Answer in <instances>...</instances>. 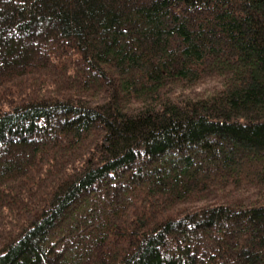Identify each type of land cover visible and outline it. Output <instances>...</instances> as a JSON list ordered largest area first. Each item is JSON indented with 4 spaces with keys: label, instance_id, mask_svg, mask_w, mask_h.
<instances>
[{
    "label": "trees",
    "instance_id": "trees-1",
    "mask_svg": "<svg viewBox=\"0 0 264 264\" xmlns=\"http://www.w3.org/2000/svg\"><path fill=\"white\" fill-rule=\"evenodd\" d=\"M0 264H264V0H0Z\"/></svg>",
    "mask_w": 264,
    "mask_h": 264
},
{
    "label": "rangeland",
    "instance_id": "rangeland-1",
    "mask_svg": "<svg viewBox=\"0 0 264 264\" xmlns=\"http://www.w3.org/2000/svg\"><path fill=\"white\" fill-rule=\"evenodd\" d=\"M209 85H211L209 82L201 83L199 85H196L195 88L192 91H190V92H192V93H200L203 90V88H205V87H207Z\"/></svg>",
    "mask_w": 264,
    "mask_h": 264
}]
</instances>
